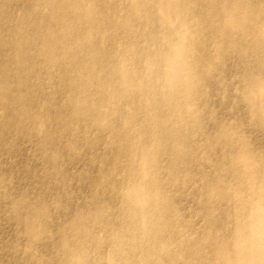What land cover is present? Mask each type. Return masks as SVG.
<instances>
[{
  "label": "bare ground",
  "instance_id": "obj_1",
  "mask_svg": "<svg viewBox=\"0 0 264 264\" xmlns=\"http://www.w3.org/2000/svg\"><path fill=\"white\" fill-rule=\"evenodd\" d=\"M0 158V264H264V0H0Z\"/></svg>",
  "mask_w": 264,
  "mask_h": 264
},
{
  "label": "rangeland",
  "instance_id": "obj_2",
  "mask_svg": "<svg viewBox=\"0 0 264 264\" xmlns=\"http://www.w3.org/2000/svg\"><path fill=\"white\" fill-rule=\"evenodd\" d=\"M215 100H218L217 98H215ZM237 106L239 107V109L241 108V109H243V105L241 104V103H238L237 104ZM240 109V110H241ZM219 115H222V118L225 116V114H223V113H219L218 114V116ZM224 115V116H223ZM221 116H219V118H220ZM230 118V117H229ZM221 119V118H220ZM257 135V136H256ZM257 137V139L260 137L259 136V134H256V133H254L253 134V139H256V137ZM251 138H252V135H251ZM12 139V140H11ZM27 146H26V145ZM23 145V146H22ZM24 146H26L25 147V149H24ZM8 148H14L15 150L14 151H16V150H18V151H16V152H18L19 154H17L16 152H14L13 151V153L11 154L15 159H18L19 158V160H15L12 156H10V155H3V157H1L2 158V162H1V158H0V162H1V165H2V169H9V174H10V178H9V185L10 186H15L16 184V186L17 187H19V185H20V183L23 185V184H25L26 183V186H27V189L29 190V192H30V198H32V200L36 197V194H39L41 191L39 190V189H35L34 187H33V185H35V183L33 184V182H32V180H31V175H32V172H31V170H33V171H35V170H37L38 171V176L40 177L41 176V178L42 179H44L43 177H44V168L42 167V159L40 158V156H38L36 153H35V151H34V149L32 148V146L30 145V144H28V143H20V142H15V139H14V137H11L10 136V141H9V144H8ZM21 148V149H20ZM27 148H31L30 150L29 149H27ZM24 151V153L25 154H23V151ZM29 150V151H28ZM28 152V154H27V152ZM31 151H33V152H31ZM22 152V153H21ZM22 154V155H21ZM28 155V156H25V155ZM25 157H24V156ZM7 157H9V159H5V158H7ZM11 157H12V161H10L11 160ZM20 157H21V159H20ZM28 157V158H27ZM25 160H24V159ZM32 158V159H31ZM38 159V160H37ZM7 160H8V162H7ZM20 160L22 161V162H20ZM30 160V161H29ZM32 160V161H31ZM5 161H6V163H5ZM19 161V162H18ZM27 163H26V162ZM11 162H13L12 164H11ZM18 162V163H17ZM23 162H25V164L23 163ZM3 163V164H2ZM20 163V164H19ZM22 163V164H21ZM27 164V165H26ZM5 165V166H4ZM9 165H12V166H9ZM16 165V166H15ZM39 165V166H38ZM5 168H4V167ZM19 166V168H17ZM23 166V167H22ZM28 166V167H27ZM80 166L82 167V166H85L84 165V163H81L80 164ZM1 167V166H0ZM8 167V168H7ZM13 168V169H12ZM80 168V167H79ZM25 170H27L28 172H26ZM17 171V172H16ZM19 171V172H18ZM31 174V175H30ZM18 175V176H17ZM16 176H17V178H16ZM16 178V179H15ZM24 178V179H23ZM16 182V183H15ZM36 193V194H35ZM48 193H49V190H48ZM188 204H190V206L188 205ZM191 204H192V207H191ZM186 206H188L187 207V210H188V208H189V210H188V212L189 211H192L193 210V206H194V203H192V201H189V203H187V205ZM191 207V208H190ZM191 209V210H190ZM1 223V222H0ZM2 224H4V225H2ZM2 226H3V228H2ZM5 226V227H4ZM7 226H10V225H8V224H5V222H2L1 224H0V242L1 241H3V240H5L6 239V237H7V239L8 240H10V238H11V230H9V227H7ZM4 229H6V231L4 230ZM8 230V231H7ZM5 232V233H4ZM2 233V234H1ZM9 233V234H8ZM3 235V236H2ZM4 235H5V237H4ZM7 235V236H6ZM10 236V237H9ZM9 237V238H8ZM4 238V239H3ZM21 239L19 240V243H18V245H20L21 244ZM4 260H7L6 258H3Z\"/></svg>",
  "mask_w": 264,
  "mask_h": 264
}]
</instances>
